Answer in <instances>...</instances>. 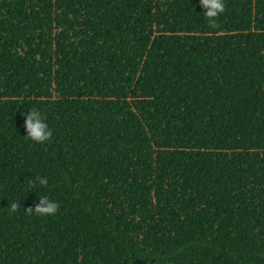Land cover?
<instances>
[{
  "label": "trees",
  "instance_id": "1",
  "mask_svg": "<svg viewBox=\"0 0 264 264\" xmlns=\"http://www.w3.org/2000/svg\"><path fill=\"white\" fill-rule=\"evenodd\" d=\"M224 2L0 0V264H264V0Z\"/></svg>",
  "mask_w": 264,
  "mask_h": 264
},
{
  "label": "clouds",
  "instance_id": "2",
  "mask_svg": "<svg viewBox=\"0 0 264 264\" xmlns=\"http://www.w3.org/2000/svg\"><path fill=\"white\" fill-rule=\"evenodd\" d=\"M200 4L204 9L203 16L210 28H218V16L225 12L226 5L224 0H200ZM24 115V127L26 130V137L31 141L43 144L48 142L52 136L53 131L49 128L45 116L37 108L29 109ZM32 187L37 185L40 187H47V177L35 176L34 180H29ZM19 201H13L9 205V214L16 213L20 206ZM60 208V205L55 200L48 196H40L39 202L34 207L25 208L28 214H35L37 216H52L55 215Z\"/></svg>",
  "mask_w": 264,
  "mask_h": 264
}]
</instances>
